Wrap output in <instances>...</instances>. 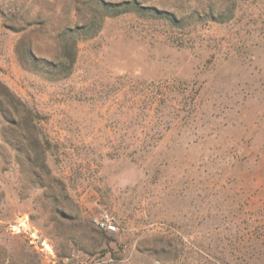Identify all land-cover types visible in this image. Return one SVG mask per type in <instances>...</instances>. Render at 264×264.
Segmentation results:
<instances>
[{
	"label": "rangeland",
	"instance_id": "374dc122",
	"mask_svg": "<svg viewBox=\"0 0 264 264\" xmlns=\"http://www.w3.org/2000/svg\"><path fill=\"white\" fill-rule=\"evenodd\" d=\"M101 1L0 0V264H264V0Z\"/></svg>",
	"mask_w": 264,
	"mask_h": 264
},
{
	"label": "trees",
	"instance_id": "16d2710c",
	"mask_svg": "<svg viewBox=\"0 0 264 264\" xmlns=\"http://www.w3.org/2000/svg\"><path fill=\"white\" fill-rule=\"evenodd\" d=\"M101 4L107 11H112V14H119L128 11L132 7H138V2L135 0H121V1H105L102 0ZM97 19L86 22L81 26V29L85 33H89L93 28H99L100 25H96ZM72 28L65 29L61 36H65L68 39L66 43L62 45V57L55 60H43V58L37 56L34 52V48L31 42L23 44V54L31 62L43 65L49 69L48 71L61 74L71 71L73 64L76 61L77 56V44L75 39L72 38ZM70 35V36H69ZM0 118L11 125L17 126L23 133H30L35 135L34 138L40 142L41 138L39 134L41 130L38 127L39 122L42 120V114L35 108L30 106L25 100L14 93L5 83L0 81Z\"/></svg>",
	"mask_w": 264,
	"mask_h": 264
},
{
	"label": "built area",
	"instance_id": "2783aa9c",
	"mask_svg": "<svg viewBox=\"0 0 264 264\" xmlns=\"http://www.w3.org/2000/svg\"><path fill=\"white\" fill-rule=\"evenodd\" d=\"M94 223L100 228L108 232L118 230V225L113 214L109 211H103L99 215L93 216Z\"/></svg>",
	"mask_w": 264,
	"mask_h": 264
},
{
	"label": "bare ground",
	"instance_id": "6f19581e",
	"mask_svg": "<svg viewBox=\"0 0 264 264\" xmlns=\"http://www.w3.org/2000/svg\"><path fill=\"white\" fill-rule=\"evenodd\" d=\"M47 246H48V248H50V249H51V246H50V245H48V244H47Z\"/></svg>",
	"mask_w": 264,
	"mask_h": 264
}]
</instances>
